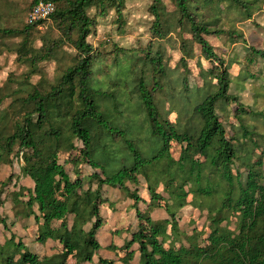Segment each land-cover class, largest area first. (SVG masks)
Listing matches in <instances>:
<instances>
[{"label": "trees", "instance_id": "trees-1", "mask_svg": "<svg viewBox=\"0 0 264 264\" xmlns=\"http://www.w3.org/2000/svg\"><path fill=\"white\" fill-rule=\"evenodd\" d=\"M39 1L29 3V12ZM45 1L55 4L49 17L8 25L5 16L12 1L0 0V56L10 51L25 66L0 85V169L19 160L22 176L33 182L25 186L13 172L0 181V224L7 231V221L15 220L28 229L33 219L32 242L44 248L40 256L23 236L11 233L0 245V264H72L70 258L74 264H115L99 253L98 233L106 224L102 206L114 204L104 194L106 187L121 192L136 211V227H117L128 232L124 243L108 245L125 251L121 260L126 264H136V257L137 264H264V132L257 125L264 124V116L259 118L264 111L255 104L243 105L232 91L235 77L256 78L252 71L264 61V47L249 44L238 26L262 11L264 0H173L180 29L191 34L211 63L200 72L202 85L192 80L191 52L184 39L177 72L162 48L153 51V40L143 47L114 42L110 49L107 41L89 40L111 8L118 14L119 30H124L126 0ZM168 10L164 0H151L152 37L165 38L162 20ZM46 21L57 36L50 32L37 38L34 30ZM209 36L229 50L244 43L242 71H232L226 51ZM67 45L73 51H66ZM49 60L57 62L52 78L42 66ZM104 60L115 71L119 64H128L127 91L116 87L123 79L110 65H100ZM104 75L107 84L95 87L93 80L103 82ZM128 99L131 108L124 104ZM136 104L141 123L130 129L125 115ZM231 114L237 121L228 129L225 119ZM75 144L81 145L82 156L72 162V177L58 157L73 153ZM82 164L90 170L83 173ZM13 181L20 196L10 213L3 194ZM142 181L147 197L139 191ZM161 184L174 207L156 218L153 212L163 200ZM190 195L205 216L206 228L179 226ZM50 240L54 245L49 248Z\"/></svg>", "mask_w": 264, "mask_h": 264}, {"label": "rangeland", "instance_id": "rangeland-1", "mask_svg": "<svg viewBox=\"0 0 264 264\" xmlns=\"http://www.w3.org/2000/svg\"><path fill=\"white\" fill-rule=\"evenodd\" d=\"M11 1V8L5 16L6 23L8 25H21L22 23L27 21L29 12L28 5L32 0ZM164 1L165 5L169 9L168 16L162 20L163 25L166 27L165 38L152 37L151 33L149 32L148 23L151 19V16L148 11V6L151 0H126L125 8L123 9V12L125 14L124 19L126 22L124 30H119L116 22V19H118V14L116 13L114 8H111L110 12L107 15L102 16L99 19L97 33L91 35L89 37V40L93 41L96 44L101 41H107L108 49L112 48L114 42H117L120 45L143 47L149 41L153 40V51H156L158 47L162 48L165 51V56L169 66L176 68L175 72H177V66L179 65V60L182 55V51L180 49V46L182 44L181 41L184 39L187 43V49L191 52V55L187 58L192 80L196 81L199 85H202L203 80L200 76V72L203 68H208L209 66H211V63L201 55L200 46L194 43L191 34L187 30L183 31L180 29L177 22L179 12L177 9H175L173 0ZM262 8L263 10L256 14L252 20H248L238 24V26L244 31L248 43L259 47H264V3L262 4ZM50 32L53 36H57V31L52 30L50 22L46 21L44 24L40 25L38 29L34 30V35L39 38L42 34ZM207 39L214 46L220 48L221 52H223V50L226 51V58L231 59L230 63L233 64L232 71L235 74L242 71L241 68L243 66V63H245V59L243 58V56L245 55L244 43L234 45V50H229L227 46L224 45L223 42L218 38L209 36L207 37ZM37 44H41V41L39 39H37ZM65 49L68 52L73 51V48L69 47L68 45L65 46ZM234 56L235 58H233ZM236 58L239 61L237 63L234 62ZM259 62V65H257L252 71V74L255 73V76L257 77H249L248 79L235 77V84H233L232 91L240 95L243 105L249 107L255 104L256 108L264 111V61L260 60ZM103 64L111 66V61L107 62L104 60L102 63H100V65ZM125 65L128 64H119L116 67V71L112 66V68L110 69L112 73L114 71L117 72V75L121 76L123 79V84L121 85V87H119L118 84L116 86L121 90V92H125L128 90L125 84V79L128 74V68ZM42 66L51 78L56 73L57 62L55 60L44 61L42 62ZM24 68L25 66H22L16 61L15 54L10 51H5L0 56V85L5 82V80L11 73L19 74L24 70ZM102 77L103 82L95 84V80H93V85L95 87L103 88V86L107 84L109 78L108 75H104ZM37 78L38 77L35 76V79ZM255 93L258 94L257 97L254 96ZM124 104L129 108L133 106L132 100L130 99L125 101ZM191 107V104L186 105V108ZM247 115L250 116V113H248ZM175 116V113L171 114L172 119H174ZM263 116L264 113L263 115H260L259 118L262 119ZM236 121L237 119L233 114L228 116L225 119L228 129H232L231 124ZM140 123L141 119L139 117V106L136 104L134 110H132V112H129L128 115H125V124L128 128L133 129L135 127H139ZM257 125L258 129L261 132H264L263 122H258ZM75 145L77 148L73 153L62 152L58 157V163H67V167L69 168V172L72 177L74 176L72 172V162L82 156L81 145ZM173 155L176 158L179 155V150L176 146H174ZM20 162L21 161L18 160L13 165L2 166V168L0 169V181L5 180L11 172L15 173L18 177H21L22 173L20 170ZM81 169L83 170V173H86L88 169L90 170V167H86L84 164H82ZM20 180L21 183H23L25 186L31 185L33 183L31 179L23 176ZM14 182L15 181L12 182V184L6 189L5 194H3V197L7 198V209L10 213V208L19 200L20 196L17 194V188H14L13 186ZM145 188L146 183L145 181H142L139 186V191L141 195L147 197ZM159 189L163 194V200L159 204L161 206H159V208H157L153 212V216H155L156 218L167 216L168 211L170 212L174 207V201L165 191L163 184L160 185ZM173 190H176L175 186L173 187ZM104 194L106 197L110 195V198L114 201V204L111 205L106 203L102 206L106 224L104 228L98 233V238L102 244V248L100 249L99 253L103 257L113 259L115 261V264H126L125 261L121 260V257L125 255V251L121 250L120 248L118 251L110 250L108 248V245H110V243H115L116 245H118V247H120L124 243V239L127 237L128 232L123 230L121 232H118L117 227H120L121 225H131L132 227H136L138 225L136 211L134 209H131L130 200H127V198H123V194L117 189L106 187ZM21 196H23L24 198L27 197L26 193L21 194ZM191 197V195L188 197L189 203L192 202ZM141 206L144 209V206L142 204ZM7 209L2 208L1 211ZM181 214V218L179 219V226L181 229L189 230L194 228L195 226L199 227L200 229L206 228L207 222L205 220V216H203V214L197 208H195L192 203L184 207L181 210ZM7 224L9 227L7 231H4V229L2 228V224H0V245L4 243L7 236H11V233H15L17 237L23 236V241L26 245L31 247L33 250L38 251L40 253V256L43 255L44 248L39 245H35L32 242L36 231L33 219H31V226L27 230L23 227V224L15 220H8ZM59 224L60 222L56 221L54 226L57 227L59 226ZM25 230L26 232L30 233V236H27L25 234ZM167 240H170V237ZM52 245H54V242L50 240L48 243V247L50 248ZM133 247L136 248L137 244H135ZM49 251L51 253L53 249H49ZM97 258L98 256L95 257V259ZM70 261L72 262V264L75 263V260L73 258H70ZM133 263H138V257L133 260ZM85 264L94 263L87 262Z\"/></svg>", "mask_w": 264, "mask_h": 264}, {"label": "built area", "instance_id": "built-area-1", "mask_svg": "<svg viewBox=\"0 0 264 264\" xmlns=\"http://www.w3.org/2000/svg\"><path fill=\"white\" fill-rule=\"evenodd\" d=\"M55 10V4L52 1L41 0L36 3L27 16L28 23H34L40 19L49 17Z\"/></svg>", "mask_w": 264, "mask_h": 264}, {"label": "crops", "instance_id": "crops-1", "mask_svg": "<svg viewBox=\"0 0 264 264\" xmlns=\"http://www.w3.org/2000/svg\"><path fill=\"white\" fill-rule=\"evenodd\" d=\"M32 185H33V183L31 185H28V186H32ZM30 224H31V220H30ZM26 230H25V234L27 233ZM70 263H72V262L70 261Z\"/></svg>", "mask_w": 264, "mask_h": 264}]
</instances>
